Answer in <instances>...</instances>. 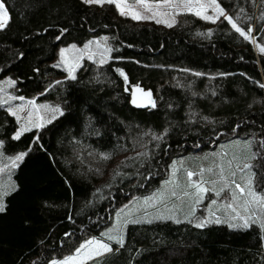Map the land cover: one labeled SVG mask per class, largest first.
I'll return each mask as SVG.
<instances>
[{
	"label": "trees",
	"instance_id": "obj_1",
	"mask_svg": "<svg viewBox=\"0 0 264 264\" xmlns=\"http://www.w3.org/2000/svg\"><path fill=\"white\" fill-rule=\"evenodd\" d=\"M217 2L244 31L253 27L255 42L224 18L209 23L188 13L165 27L109 3L3 0L0 79L11 76L18 93L60 102L63 112L13 139L16 119L0 107L3 151L27 153L0 212V264L71 255L129 197L152 194L173 158L219 142L252 140L254 187L264 191V0ZM99 35L111 48L106 63L83 58L75 79L53 64L59 46ZM134 85L156 106L133 105ZM122 236L123 246L111 242V253L83 264H264L256 224L127 222Z\"/></svg>",
	"mask_w": 264,
	"mask_h": 264
},
{
	"label": "rangeland",
	"instance_id": "obj_2",
	"mask_svg": "<svg viewBox=\"0 0 264 264\" xmlns=\"http://www.w3.org/2000/svg\"><path fill=\"white\" fill-rule=\"evenodd\" d=\"M193 2L195 3V0H193ZM201 2L208 4L209 0H201ZM149 3L152 5L153 11H158L164 14L158 15L156 19L166 22L157 23L156 19H141V21L169 27V23H171L172 26L179 24L182 21L181 15L183 14L191 13L195 15L194 11H187L183 5L180 4V0H175L176 6L165 5L162 3V0H149ZM128 4L133 5L135 10L143 15H152V12L147 11L143 6L136 4L135 0H128ZM157 5H159V7H157ZM205 14L215 16L216 12L214 7H208ZM225 14L228 15L226 12ZM127 16L131 17L130 15ZM197 17L206 22L213 23L212 21L203 19L202 16ZM222 18L224 17L221 16L219 19ZM251 37L254 38L255 41L257 34H254V30L251 33ZM105 38H107V36L99 35L90 38L81 45H61L57 48V56L53 60V64L65 70L66 74L70 76L69 69H75L83 58H89V56H91V59L101 62L102 59L105 60L110 55V51H106V49L111 48L108 40ZM89 41H93V43L88 48H85V44ZM96 41H99V44H97ZM73 45H75V48L72 47ZM61 49H68L63 57L61 56ZM10 81H15V79L11 76H6L0 79V107L5 108L11 115L13 112L16 113V115L13 116L16 119L17 128L13 133V137L22 127H28L30 130L39 129L38 127H35V125H46L48 124V121L54 120L53 116L57 118L63 112V106L60 102L39 99V95L24 97L17 92L15 83L10 84ZM135 86L136 85L131 86L130 89L131 103L135 106L144 105L151 107V105L148 104V97L144 96L142 93H135L136 104L132 102ZM144 92L149 91L144 90ZM20 97H23V100H21ZM151 99L156 103V99L152 94ZM29 101H34V103L29 104ZM54 108H59L60 111L54 112ZM249 141H251L250 145L248 144ZM19 153L25 152L19 151L13 154H6L3 151V147L0 146V169H3V171H0V186H3L9 193L13 191L11 190V187H15L13 174L16 167L12 166V158ZM254 158L255 155L252 148V140L250 138L243 140L231 139L219 142L198 152L179 155L171 160L165 178L160 181L158 188L152 194L144 197H129L125 203L115 210L111 221L102 228L98 237H90L83 242L93 238L102 239L108 244L116 242L115 240H108L107 236H102L101 234L108 233L109 230L112 229L113 231L111 232V235L121 236L125 224L134 220L140 221L139 223L156 220H171L175 222L176 220L191 221L197 226L203 221L209 219L214 221L216 218H219L221 223L218 224H226L229 227H231V225H237V227L231 228H243L240 227V225H243L244 220L248 219L249 225L256 224L264 231V228L261 227V224H264V209L261 208L259 203L253 202V197L249 195L247 190L244 193L235 190L237 197L235 200L231 199V189H226L220 196L215 195V191H219L225 182L230 183L233 179L236 183L241 184L242 187L247 188L245 179L250 173H248L247 170L241 172L240 168L246 163L252 165ZM18 163L19 161L17 162V165ZM220 167H223L224 169L223 176L226 177V180L220 179ZM209 168H212V172L207 171ZM201 169L205 170L202 175ZM188 171L196 173V175L191 178V181L187 177ZM233 172L236 173L234 177L231 175ZM198 180L203 182L205 187L214 190L204 193L201 202L196 204L195 201L197 197L195 195V189L189 187V185L192 181ZM166 181H171V183L166 184ZM213 182H215V184ZM173 191L176 192V196L171 195ZM253 191L258 196H264V191H261L260 193L254 186ZM185 192L189 193V195H184ZM160 193H163V199L158 200L153 198L149 200L148 203H145L146 198L154 197ZM5 196L3 197V203ZM213 200L216 201L215 204L211 203ZM229 203L232 204V208L227 207ZM122 209L123 211H121ZM233 209H235V211H233ZM193 211L194 215H191ZM213 213L214 215H212ZM158 217L172 218L163 219ZM207 224L210 223H205V225ZM88 261L91 260H81L78 261L77 264H83ZM50 262L48 264H50Z\"/></svg>",
	"mask_w": 264,
	"mask_h": 264
},
{
	"label": "snow or ice",
	"instance_id": "obj_3",
	"mask_svg": "<svg viewBox=\"0 0 264 264\" xmlns=\"http://www.w3.org/2000/svg\"><path fill=\"white\" fill-rule=\"evenodd\" d=\"M84 3L86 4H98V5H103L105 3H109V4H114L117 9L120 11L121 15H130L132 19H136V20H141V19H156V17L158 15H164L163 13H160L158 11H153L152 10V5L149 3V0H135L136 4H139L141 6H143L147 11L152 12L151 16L148 15H143L140 12L136 11L134 6L131 4H128V0H84ZM162 3L165 5H169V6H176L175 4V0H162ZM253 3H255V0H253ZM180 4L183 5V7L189 11V12H195V15L197 16H202L203 19L205 20H209L212 22H215L217 19H219L221 16L224 17V19H226L232 26V28H234L238 33H240L241 36H243L245 39H252L253 42L254 38L251 37V33L253 31L252 27H249L247 31H244L241 27L238 26V24L233 20V17L230 15H226L225 14V10L220 6L219 3H217V0H209L208 4L202 3L201 0H195V3L193 2V0H180ZM157 7H159V5H157ZM208 7H214V10L216 12L215 16H209L206 15V9ZM241 12H243V9H241ZM261 19H264V12H262L261 14ZM248 19H251V17H249ZM9 20V15H8V10L5 6V4L3 3V0H0V29H4L8 23ZM157 23H161V22H166V21H161L159 19H156ZM169 27L172 26L171 23L168 24ZM60 37H57V39H59ZM107 39V38H105ZM93 43V41H89L87 44H85V48H88L91 44ZM97 44H99V41H96ZM73 48H75V45L72 46ZM259 47V51L261 53H264V46H258ZM68 49H61V56L63 57L64 53L67 52ZM106 51H111V49H106ZM89 59H91V56H89ZM106 60H101V63H106ZM120 71V74L122 76H124V79L127 80V76L123 73L122 70H118ZM74 72V68H70L69 69V73L72 79H75V76L72 75V73ZM196 75H200V73H196ZM10 84H14L15 81H10ZM57 84L61 83V81H56ZM262 87H264V85H262ZM142 93L144 96L148 97V104H150L152 107H155V102L152 101L151 99V92H144V90L142 88H140L138 85L135 86L134 89V93H133V103L136 104V99H135V93ZM21 100H23V97H20ZM29 104H33L34 101H29ZM138 106H144V105H138ZM54 112H59L60 109L59 108H54L53 109ZM62 114V113H61ZM12 115H16L15 112L12 113ZM53 119H55V116H53ZM48 123H51V121H48ZM43 124H37L35 125V127H43ZM30 131V129L28 127H22L19 131L16 132L15 136L13 137V139H19L21 137V135L24 132ZM162 137H154V139H161ZM264 143V142H262ZM3 142L0 141V146H2ZM248 144H251V141L248 142ZM27 155V153H19L18 155H16L14 158H12V166L16 167L17 166V162L18 161H22L23 158ZM141 155H147L146 153H138L137 154V158ZM108 156H105L104 159H108ZM123 163V162H121ZM231 163V162H229ZM252 165L251 164H244L242 168H240V171L243 172L244 170H247L248 173H250L246 179H245V184L247 186V188L242 187L241 184L236 183V181L233 179L231 180L230 183L225 182L223 187L220 188L219 191H215V195L216 196H220L221 193L225 192L226 189H231V199L235 200L236 194H235V190H239L240 193H244L246 190L249 193V195H251L253 197V202H257L260 204L261 208L264 209V196H258L254 191H253V186H254V180H255V173L252 172ZM0 171H3V169H0ZM205 170L201 169V175L203 174ZM208 172H212V168L207 169ZM220 172H221V176L220 179L221 180H226V177L223 176V172L224 169L223 167H220ZM196 175V173L192 172V171H188L187 172V177L189 178V180L191 181V178ZM233 177L236 175L235 172H233L231 174ZM167 183H171V181H166ZM215 184V182H213ZM234 186V188H233ZM189 187H192L195 189V195H196V204H199L201 202V200L203 199V194L204 193H208L209 191H212L214 189H209L207 187L204 186V183L201 181H192L189 185ZM11 190H15V187L12 186ZM9 192L8 190H6L3 186H0V212H4L5 211V205L3 203V197L5 195H8ZM172 196H176V192L173 191L171 193ZM184 195H189V193L185 192ZM163 199V193H160L159 195H156L154 197H148L145 199V203H148L149 200L151 199ZM212 204H215L216 201L213 200L211 202ZM248 203V202H246ZM127 207V206H125ZM227 207L232 208V204L229 203L227 205ZM123 211V209L121 210ZM233 211H235V209H233ZM191 215H194V211L193 213H191ZM214 215V213L212 214ZM158 218H163V219H171L172 217H158ZM140 221L138 220H134L131 221V223H139ZM221 223V220L219 218H216L214 221L209 219L206 221L201 222L200 224L197 225V227H204L205 223ZM176 223H180L179 220H176ZM249 226V220L245 219L243 225H240V227H248ZM231 227H237V225H231ZM261 227L264 228V224H261ZM113 230L110 229L108 233H102V236H107L108 240H115L119 245L123 246L124 243V239L123 236H114L111 235V232ZM113 251V248L111 247L110 244L105 243L102 239H98V238H93V239H89L83 243L80 244V246L78 248L75 249V252L72 255H69L67 257H64L62 260H56L53 259L50 264H77L78 261L81 260H93V259H98L100 257H102L104 254L107 253H111ZM118 251V249H117Z\"/></svg>",
	"mask_w": 264,
	"mask_h": 264
}]
</instances>
